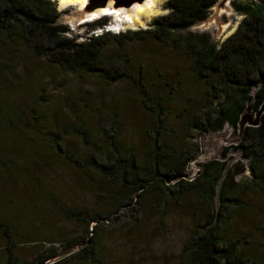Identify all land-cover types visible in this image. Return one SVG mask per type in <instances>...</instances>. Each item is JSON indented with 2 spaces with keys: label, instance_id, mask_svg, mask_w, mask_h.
Listing matches in <instances>:
<instances>
[{
  "label": "trees",
  "instance_id": "trees-1",
  "mask_svg": "<svg viewBox=\"0 0 264 264\" xmlns=\"http://www.w3.org/2000/svg\"><path fill=\"white\" fill-rule=\"evenodd\" d=\"M218 1L168 0V12L157 16L146 29L115 32L110 30L107 17H101L88 21L92 34L80 40L60 22V11L53 0H0V66L10 65L12 51L20 47L64 74L97 76L107 83L129 81L138 90L142 108L155 117L149 133L150 148L143 160L121 136L114 121L106 126L107 110L96 114L99 138H91L95 128L84 124L74 131L66 123L49 132L50 138L45 133L48 151L85 171L88 184L100 188L101 195L117 205L109 215L86 209L66 211L68 217L86 223V238L67 241L66 255L58 259L56 252L48 251L40 263L55 259L51 264H106L107 246L97 239L103 221L117 218L124 209H133L150 194L162 193L181 203L195 192L211 204L212 210L204 223L196 225L183 264H264V245L251 251L253 241L233 231L234 212L247 205L243 195L264 190V113L258 125H246L236 146L249 161V178L234 186L240 170L237 166L227 169V163L219 160L205 164L203 174L195 179H190L187 170L200 147L197 142L192 146L182 136L183 130L186 135L189 131L205 134L220 130L224 124L238 130L249 102L253 101L255 111L264 103V0H232L243 19L221 43L208 32L190 29L208 18ZM152 41L187 58L194 85L183 80L173 82L163 73L154 81L143 65L123 58L121 52L114 57L110 50L111 46L124 49L129 43ZM173 117L179 126L172 122ZM72 134L82 136L89 150L84 159L63 144ZM228 151L226 148L223 155ZM88 169L94 174L90 175ZM115 178L121 180L124 189L115 188ZM9 229L0 217V231L9 237ZM6 252L3 264H28L18 257L13 241Z\"/></svg>",
  "mask_w": 264,
  "mask_h": 264
},
{
  "label": "rangeland",
  "instance_id": "rangeland-1",
  "mask_svg": "<svg viewBox=\"0 0 264 264\" xmlns=\"http://www.w3.org/2000/svg\"><path fill=\"white\" fill-rule=\"evenodd\" d=\"M53 1L60 11V22L68 25L74 36L83 40L92 34L89 23L93 20L86 21L76 5L62 7L59 0ZM167 2L145 26H134L126 19L118 21L110 15L102 18L107 17L115 32L146 29L157 16L168 12ZM231 2L219 0L207 19L190 29L208 32L216 42H223L243 19ZM110 50L114 57L121 52L123 58H132L136 65H143L154 81L163 73L173 82L183 80L194 85L187 58L163 44L134 42L124 49L111 46ZM10 58V65L0 66V217L10 227L9 237L0 231V264L7 260L11 241L16 244L22 262L51 264L66 253L67 241L83 240L87 235L86 223L68 217L66 211L86 209L109 215L117 203L102 196L100 188L90 186L83 176L85 171H79L67 159L55 158L48 151L45 133L50 138L49 132L66 123L74 131L84 124L95 128L91 138H99L96 114L107 110L106 126L110 127L114 121L121 136L143 160L150 148L149 133L155 117L142 108L138 90L129 81L107 83L97 76L64 74L20 47L12 51ZM256 112L253 101L249 102L243 114L247 116V125L256 119ZM176 119L173 117L172 122L179 126ZM186 134L183 130L182 136L192 146L197 142L200 147L197 155L200 159L193 160L187 169L190 179L202 175L205 164L213 160L227 163V169L235 170L237 166L240 171L234 177V186L250 177L249 161L236 148L241 139L239 129L224 124L218 131ZM63 144L79 158L84 159L89 153L78 134L65 137ZM226 148L229 151L224 156ZM88 172L94 174L91 169ZM114 180L115 188L124 189L121 180ZM243 198L247 205L234 212L233 231L252 240L250 250L256 251L259 245H264V190L244 194ZM211 210V204L195 192L185 196L181 203L162 193L150 194L133 209H124L117 218L109 216L111 219L102 222L97 239L107 246L106 264H183L196 225L204 223ZM48 251L58 256L40 263Z\"/></svg>",
  "mask_w": 264,
  "mask_h": 264
},
{
  "label": "bare ground",
  "instance_id": "bare-ground-1",
  "mask_svg": "<svg viewBox=\"0 0 264 264\" xmlns=\"http://www.w3.org/2000/svg\"><path fill=\"white\" fill-rule=\"evenodd\" d=\"M164 1L165 0H145L144 2H136L132 7L117 5L111 1L104 7L97 8L92 12H86L83 18H85L86 21H91L104 15H110L116 17L118 21L126 19L128 23L134 26H145L154 16L159 14ZM59 2L62 7L76 5L80 10L86 11L90 7L89 0H59ZM111 5H114V7L112 8ZM119 24L121 25L120 22ZM119 24L117 23L116 25ZM110 30H113L111 24Z\"/></svg>",
  "mask_w": 264,
  "mask_h": 264
},
{
  "label": "water",
  "instance_id": "water-1",
  "mask_svg": "<svg viewBox=\"0 0 264 264\" xmlns=\"http://www.w3.org/2000/svg\"><path fill=\"white\" fill-rule=\"evenodd\" d=\"M114 2V4L117 5H124L126 7H132L136 2H144L145 0H89L90 3V7L88 8V10H80L83 13V16L86 14V12H92L93 10L100 8V7H104L105 5H107L109 2ZM111 7L113 8L114 5H111ZM257 113V117L255 120H252L250 125H258L260 123V118L262 116V114L264 113V103L261 105L260 109L256 112ZM246 115H242L241 120L239 122V137L241 138L244 132V129L246 127ZM200 159V155L196 156V158L194 159V161H197Z\"/></svg>",
  "mask_w": 264,
  "mask_h": 264
},
{
  "label": "built area",
  "instance_id": "built-area-1",
  "mask_svg": "<svg viewBox=\"0 0 264 264\" xmlns=\"http://www.w3.org/2000/svg\"><path fill=\"white\" fill-rule=\"evenodd\" d=\"M109 28H110V26H109Z\"/></svg>",
  "mask_w": 264,
  "mask_h": 264
},
{
  "label": "clouds",
  "instance_id": "clouds-1",
  "mask_svg": "<svg viewBox=\"0 0 264 264\" xmlns=\"http://www.w3.org/2000/svg\"><path fill=\"white\" fill-rule=\"evenodd\" d=\"M120 31V30H119Z\"/></svg>",
  "mask_w": 264,
  "mask_h": 264
}]
</instances>
